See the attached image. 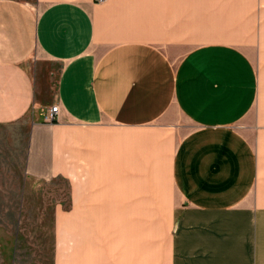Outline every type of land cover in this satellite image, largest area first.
Segmentation results:
<instances>
[{
	"label": "crops",
	"instance_id": "obj_1",
	"mask_svg": "<svg viewBox=\"0 0 264 264\" xmlns=\"http://www.w3.org/2000/svg\"><path fill=\"white\" fill-rule=\"evenodd\" d=\"M16 125L69 264H264V0H0Z\"/></svg>",
	"mask_w": 264,
	"mask_h": 264
},
{
	"label": "rangeland",
	"instance_id": "obj_2",
	"mask_svg": "<svg viewBox=\"0 0 264 264\" xmlns=\"http://www.w3.org/2000/svg\"><path fill=\"white\" fill-rule=\"evenodd\" d=\"M178 53L175 63L186 52ZM176 120L189 127L179 114ZM24 155L20 126H0V264H69L67 178H24ZM57 218L65 225L63 232L60 230L62 250ZM143 230L146 235L147 228Z\"/></svg>",
	"mask_w": 264,
	"mask_h": 264
},
{
	"label": "built area",
	"instance_id": "obj_3",
	"mask_svg": "<svg viewBox=\"0 0 264 264\" xmlns=\"http://www.w3.org/2000/svg\"><path fill=\"white\" fill-rule=\"evenodd\" d=\"M58 114H59L58 106L56 104H52L46 109L43 115V120L44 122L52 123L57 119Z\"/></svg>",
	"mask_w": 264,
	"mask_h": 264
}]
</instances>
